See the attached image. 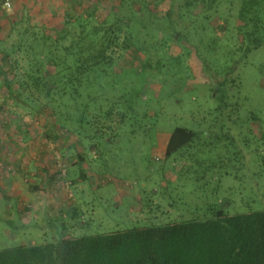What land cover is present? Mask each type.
Instances as JSON below:
<instances>
[{"label": "rangeland", "instance_id": "rangeland-1", "mask_svg": "<svg viewBox=\"0 0 264 264\" xmlns=\"http://www.w3.org/2000/svg\"><path fill=\"white\" fill-rule=\"evenodd\" d=\"M5 1L0 50L20 57L19 73L32 52L26 44L60 34L67 13L96 7L97 21L107 13L130 20L136 44L116 49L107 92L137 113L90 140L82 163L77 134L48 136L53 117L37 112L43 100L0 97V248L264 208V46L235 62L243 0L189 17L181 16L188 0H175L174 19L162 17L172 0H8L11 11ZM176 23L186 40L164 34ZM178 126L198 136L168 156Z\"/></svg>", "mask_w": 264, "mask_h": 264}, {"label": "trees", "instance_id": "trees-1", "mask_svg": "<svg viewBox=\"0 0 264 264\" xmlns=\"http://www.w3.org/2000/svg\"><path fill=\"white\" fill-rule=\"evenodd\" d=\"M218 1L188 0L189 7L181 16H200L201 11L213 10ZM174 3L172 0L162 17L174 19ZM197 7L201 11L193 14ZM96 13V7L86 16L67 13L65 29L60 34L35 35L25 46L26 51L30 48L32 52H26L28 66L23 73L18 71L20 57L0 50V97L24 102L43 100L37 112L53 117V121L47 119L51 125L48 136L61 139L77 134L74 145L83 148L77 153V160L82 163L91 141L103 139L106 130L119 131L137 113L125 100H110L107 92L110 69L118 58L116 49L124 51L136 44L132 22H112L108 13L97 21ZM238 14L244 21L239 26L244 37L239 47L243 55L236 63L253 49L264 46V0H243ZM23 21L13 24L14 29ZM179 27L176 23L164 34L174 40H186L188 32L180 33ZM64 106L68 114L56 110ZM197 136L193 129L176 127L166 155L190 146ZM0 264H264V208L232 215L218 210L206 219L176 220L8 246L0 248Z\"/></svg>", "mask_w": 264, "mask_h": 264}, {"label": "built area", "instance_id": "built-area-1", "mask_svg": "<svg viewBox=\"0 0 264 264\" xmlns=\"http://www.w3.org/2000/svg\"><path fill=\"white\" fill-rule=\"evenodd\" d=\"M4 8H10L11 7V2L6 0L3 4Z\"/></svg>", "mask_w": 264, "mask_h": 264}, {"label": "crops", "instance_id": "crops-1", "mask_svg": "<svg viewBox=\"0 0 264 264\" xmlns=\"http://www.w3.org/2000/svg\"><path fill=\"white\" fill-rule=\"evenodd\" d=\"M170 136H171V135H169L168 141H169V139H170ZM166 149H167V147H166Z\"/></svg>", "mask_w": 264, "mask_h": 264}, {"label": "clouds", "instance_id": "clouds-1", "mask_svg": "<svg viewBox=\"0 0 264 264\" xmlns=\"http://www.w3.org/2000/svg\"><path fill=\"white\" fill-rule=\"evenodd\" d=\"M9 11H11V8H9Z\"/></svg>", "mask_w": 264, "mask_h": 264}]
</instances>
